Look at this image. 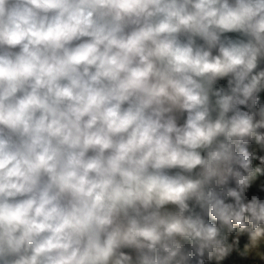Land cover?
Masks as SVG:
<instances>
[{
    "label": "clouds",
    "instance_id": "clouds-1",
    "mask_svg": "<svg viewBox=\"0 0 264 264\" xmlns=\"http://www.w3.org/2000/svg\"><path fill=\"white\" fill-rule=\"evenodd\" d=\"M0 264H264V0H0Z\"/></svg>",
    "mask_w": 264,
    "mask_h": 264
}]
</instances>
